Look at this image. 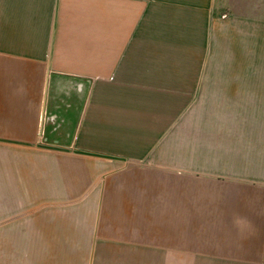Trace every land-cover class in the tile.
Instances as JSON below:
<instances>
[{
	"label": "crops",
	"instance_id": "0c3cea01",
	"mask_svg": "<svg viewBox=\"0 0 264 264\" xmlns=\"http://www.w3.org/2000/svg\"><path fill=\"white\" fill-rule=\"evenodd\" d=\"M0 264H264V0H0Z\"/></svg>",
	"mask_w": 264,
	"mask_h": 264
}]
</instances>
